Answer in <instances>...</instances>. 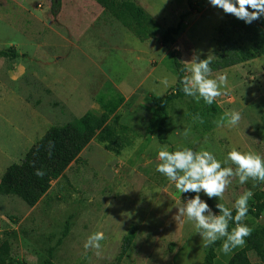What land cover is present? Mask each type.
<instances>
[{"label": "rangeland", "instance_id": "1", "mask_svg": "<svg viewBox=\"0 0 264 264\" xmlns=\"http://www.w3.org/2000/svg\"><path fill=\"white\" fill-rule=\"evenodd\" d=\"M131 1L158 24L148 38L136 36L97 0H0V50L14 48L19 55L0 58V180L51 127L71 123L85 133L81 118L88 112L104 124L118 114L135 133L133 146L121 155L93 140L34 207L0 195L3 264H41L52 248L54 264H204L208 247L194 224L175 220L178 207L196 194L179 193L155 171L158 151L208 150L223 167L232 166L223 164L232 148L264 157V56L213 70L219 28L227 19L221 9L208 0H192L191 6L189 0ZM183 14L175 42L164 46L166 30ZM173 54L185 66L194 55L210 57V78L227 76V94L215 101L221 107L216 121L238 111L236 127L215 123L202 134L186 117L195 99L185 96L169 105L160 135L148 131L156 109L152 97H165L177 84ZM246 191L253 193V208L264 199V182L240 184L232 177L223 200L211 201L235 211V200ZM243 223L259 229L264 212ZM132 230L133 245L118 261ZM98 231L105 236L101 248L86 251L85 242ZM251 259L256 261L255 252Z\"/></svg>", "mask_w": 264, "mask_h": 264}, {"label": "trees", "instance_id": "2", "mask_svg": "<svg viewBox=\"0 0 264 264\" xmlns=\"http://www.w3.org/2000/svg\"><path fill=\"white\" fill-rule=\"evenodd\" d=\"M191 1L189 0L190 6L192 5ZM97 2L138 37L148 38L158 28L157 22L134 1L97 0ZM185 17L186 14H183L176 26L166 30L162 41L164 46L175 42L174 36L179 33ZM219 32L220 36L217 41L219 51L217 60L212 63L214 65L213 70L230 68L264 56V17L247 24L232 15H227V19L219 28ZM18 57L19 55L14 48L0 50V58L14 60ZM173 59L175 68L178 70L177 84L168 91L165 97H152L156 109L154 117L150 120L148 131H156L159 135L167 127L169 105L186 96L182 91L183 85L181 83L186 75V71L183 70L186 66L179 62L176 54H173ZM220 112L221 107L216 102L209 106L203 100L199 103L194 100L188 106L186 117L195 123L202 134H206L214 129L216 118ZM197 115L203 119V123L194 120ZM81 124L85 133L71 123L48 129L45 135L29 149L20 163L12 164L7 168L0 180V195L17 196L28 206L34 207L47 195L52 182L62 177L69 166L78 161L81 153L93 140L115 155H121L124 150L134 144L135 133L130 127L121 123L118 114L109 123L104 124L94 122L92 113L88 112L81 118ZM50 142L54 144L51 155H49ZM37 169L44 172L42 177L35 174ZM188 194L194 195L195 193ZM208 202L212 210L219 214V210L215 207L217 203L212 202L209 198ZM263 212L264 199L257 202L253 208H249L246 218L251 216L260 219ZM234 215L235 211H233ZM233 227H235V223L230 222L229 230ZM69 229L70 224L67 223L63 237L67 236ZM135 237L136 232L134 230L125 237L123 250L118 261L128 254ZM245 240L246 246L231 257L229 264H252L249 258L250 252H255L260 259L258 264H264V224L259 229L252 231ZM221 244L222 241H217L208 247L204 264H214L217 256L216 250ZM53 255L54 249L52 248L48 258L41 264H54ZM1 263L3 264L4 260L0 257Z\"/></svg>", "mask_w": 264, "mask_h": 264}, {"label": "clouds", "instance_id": "3", "mask_svg": "<svg viewBox=\"0 0 264 264\" xmlns=\"http://www.w3.org/2000/svg\"><path fill=\"white\" fill-rule=\"evenodd\" d=\"M210 6L221 9L224 14L251 24L253 21L264 17V0H208ZM251 9V10H249ZM183 69L190 75H185L181 81L182 91L199 103L201 100L207 105H212L218 97L227 94L228 80L226 75H218L210 78L212 68L211 58L199 59L194 55L191 61H185ZM162 83L167 86L165 78ZM194 120L203 123V119L197 115ZM241 120L238 111H226L216 121L218 126L236 127ZM188 135V132H185ZM54 144H49V155ZM155 171L173 183L175 189L181 193H195L185 203L178 207L175 216L176 221L192 222L202 240V247H210L217 241H222L219 251L224 255L230 254L235 248L245 244V238L251 235L252 229L243 223L249 212V200L253 197L251 191H246L239 196L232 209L218 202L216 208L219 214H214L210 205L201 199V193L209 199L219 198L223 200L224 193L231 183L232 177H238L239 183L244 184L250 179L264 182V157L252 151H239L232 148L228 151L223 164L232 165L223 167L222 162L208 150L194 151L191 148H183L176 151L161 149L158 151ZM234 166V167H233ZM37 176L42 177L44 172L36 170ZM230 222L235 227L229 230ZM105 239L103 232L92 233L84 244L85 250L101 248V241Z\"/></svg>", "mask_w": 264, "mask_h": 264}, {"label": "crops", "instance_id": "4", "mask_svg": "<svg viewBox=\"0 0 264 264\" xmlns=\"http://www.w3.org/2000/svg\"><path fill=\"white\" fill-rule=\"evenodd\" d=\"M140 6H141V5H140ZM246 244H247V242H246V240H245V244H244L243 246L235 248V249H234L230 254H228V255H224L223 253H221V252L219 251V249H220V247H221V245H220V246L217 248V250H216V252H217V256H216V258H215V260H214V264H229V261H230L231 257H232L237 251L243 249V248L246 246ZM251 254H252V252L249 253V258H250L251 263H252V264H258V263L260 262V259L257 257L258 260L256 259V261H253V260L251 259Z\"/></svg>", "mask_w": 264, "mask_h": 264}]
</instances>
